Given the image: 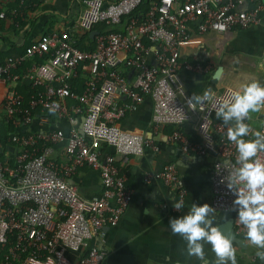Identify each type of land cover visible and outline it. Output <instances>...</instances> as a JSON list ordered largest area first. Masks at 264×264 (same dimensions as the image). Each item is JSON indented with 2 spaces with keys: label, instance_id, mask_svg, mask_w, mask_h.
<instances>
[{
  "label": "built area",
  "instance_id": "obj_1",
  "mask_svg": "<svg viewBox=\"0 0 264 264\" xmlns=\"http://www.w3.org/2000/svg\"><path fill=\"white\" fill-rule=\"evenodd\" d=\"M146 2L147 14L137 16ZM11 17L0 6V20ZM263 17L262 0H83L73 27L41 35L5 57L0 124L10 128L6 144L14 153L0 151V264H103L105 253L89 242L104 226H116L132 201L124 167L157 151L144 131L120 126L146 99L153 102L152 127L173 128L167 141L183 154L216 157L211 205L215 213L231 214L236 237L246 236L226 187L237 149L215 114L237 90L189 107L181 75H208L213 67L184 58L181 49L195 43L191 32L247 30ZM103 25L124 30L104 32L98 29ZM81 38H90L85 43L92 50L78 46ZM120 98L130 105H120ZM250 115L245 122L260 121L253 130L264 133V111ZM185 123L194 124L198 141L182 132ZM82 169L99 173L98 197L86 199L69 184ZM143 182L160 183L176 202L186 195L174 164L144 173ZM68 251L79 255L75 262Z\"/></svg>",
  "mask_w": 264,
  "mask_h": 264
},
{
  "label": "crops",
  "instance_id": "obj_2",
  "mask_svg": "<svg viewBox=\"0 0 264 264\" xmlns=\"http://www.w3.org/2000/svg\"><path fill=\"white\" fill-rule=\"evenodd\" d=\"M17 1L0 0V6L8 17L12 15L7 20H0V55L3 59L18 55L21 50H17L18 48L30 45L41 35L59 33L73 27L83 7V0H38L31 4L29 10L20 12ZM104 1L111 3L118 0ZM262 1L264 4V0ZM16 18H20L21 22H15ZM101 28L102 26H98V29ZM118 30H124V26ZM190 35L195 43L183 47L182 56L207 63L213 67V71L208 75L183 73L181 79L187 96L203 95L208 89L215 94L227 88L239 91L252 81L264 84V17L259 26L247 30L234 29L225 34L211 32L202 36L191 32ZM220 69L222 71L217 76ZM5 91L6 84L0 80V98ZM119 104L130 105V101L120 98ZM152 117L153 102L146 99L120 122L122 129L144 131L146 139L152 140L157 151H146L143 157L130 159L129 164L124 167L127 187L133 192L132 201L116 226H104L89 242L105 253L103 264L202 263L196 257L187 255L186 241L179 235H173L169 221L186 214L193 203L211 205L210 176L216 157L210 153L203 157L183 154L178 145L167 141L173 128L155 130L152 127ZM251 123L252 129L260 128V121ZM180 129L190 140H199L194 124L185 123ZM0 145V151L3 149L7 155L14 153L11 146L1 142ZM117 163L120 165L119 159ZM173 164L186 190L183 200L185 206L178 212L172 210L173 203L176 202L173 192L160 183L147 185L143 182L144 173H158ZM69 184L86 199L96 198L102 192L99 173L89 169L80 170L70 179ZM231 218L228 213H215V223L219 226ZM241 239L246 248L234 244L237 249V264H264L259 258L251 260L252 256H247L254 246L250 245L246 236ZM204 250L207 263L216 264L211 246L205 244ZM66 255L73 262L79 256L71 251Z\"/></svg>",
  "mask_w": 264,
  "mask_h": 264
},
{
  "label": "clouds",
  "instance_id": "obj_3",
  "mask_svg": "<svg viewBox=\"0 0 264 264\" xmlns=\"http://www.w3.org/2000/svg\"><path fill=\"white\" fill-rule=\"evenodd\" d=\"M215 93L208 89L203 95L193 94L188 99L189 107L213 101ZM264 111V84L252 81L241 90L234 92L216 108L217 119H222L227 126V139L235 144L237 157L235 166L226 182L227 189L235 196L233 211L246 229V238L254 246L256 256L264 261V133L254 131L246 120H251V113ZM253 136L254 138L245 139ZM223 182V181H222ZM176 210L184 208L183 199L173 203ZM216 209L208 203H193L189 211L179 218L169 221L173 235H179L186 241L189 257H196L207 264L205 244L211 246L216 257V264H237V249L234 238L224 233L215 223Z\"/></svg>",
  "mask_w": 264,
  "mask_h": 264
},
{
  "label": "trees",
  "instance_id": "obj_4",
  "mask_svg": "<svg viewBox=\"0 0 264 264\" xmlns=\"http://www.w3.org/2000/svg\"><path fill=\"white\" fill-rule=\"evenodd\" d=\"M33 2H38V0H26L25 2L23 1H20L18 0L17 1V5H19L20 7V12H25V10H29V7L31 6V4ZM17 7V6H16ZM149 10V2H146L140 9L139 11L136 13L137 16H140V17H143L147 14ZM20 18H16L15 22H21V20H19ZM101 30H103L104 32H109V33H118V32H122L123 30H118V28H107L105 25L102 26ZM2 40L4 41V39L2 38ZM89 40L90 41V38L89 39H86V38H81L78 42V46L81 48V49H89L92 50V46H87L86 45V41ZM25 48V47H24ZM24 48H18L17 50H20L19 54L24 50ZM9 55V54H8ZM3 60V56L0 55V63L2 62ZM2 130V132H1ZM10 130L9 127L3 125V124H0V142L3 143V144H6L7 143V133L8 131Z\"/></svg>",
  "mask_w": 264,
  "mask_h": 264
},
{
  "label": "water",
  "instance_id": "obj_5",
  "mask_svg": "<svg viewBox=\"0 0 264 264\" xmlns=\"http://www.w3.org/2000/svg\"><path fill=\"white\" fill-rule=\"evenodd\" d=\"M96 35H97V32L94 31L91 34V37L94 38ZM221 71H222L221 69L218 71L217 76L220 75ZM220 227L224 231L225 234H227L229 236H232L234 238V244L236 246H238L240 248H243V249L246 248V245H245L244 241L241 238L236 237L235 234H234L232 219H229L226 222H223L222 224H220Z\"/></svg>",
  "mask_w": 264,
  "mask_h": 264
},
{
  "label": "rangeland",
  "instance_id": "obj_6",
  "mask_svg": "<svg viewBox=\"0 0 264 264\" xmlns=\"http://www.w3.org/2000/svg\"><path fill=\"white\" fill-rule=\"evenodd\" d=\"M256 251H257V249L255 247H252L251 250L248 252L249 255H247V256H252L251 257L252 258L251 260L258 259V257L256 256Z\"/></svg>",
  "mask_w": 264,
  "mask_h": 264
}]
</instances>
